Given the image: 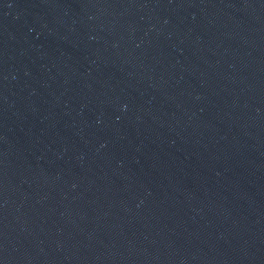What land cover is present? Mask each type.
<instances>
[{"label":"water","instance_id":"water-1","mask_svg":"<svg viewBox=\"0 0 264 264\" xmlns=\"http://www.w3.org/2000/svg\"><path fill=\"white\" fill-rule=\"evenodd\" d=\"M38 0H0V214L15 105Z\"/></svg>","mask_w":264,"mask_h":264}]
</instances>
